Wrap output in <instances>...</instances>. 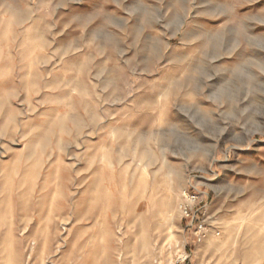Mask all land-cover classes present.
Listing matches in <instances>:
<instances>
[{
    "label": "rangeland",
    "instance_id": "rangeland-1",
    "mask_svg": "<svg viewBox=\"0 0 264 264\" xmlns=\"http://www.w3.org/2000/svg\"><path fill=\"white\" fill-rule=\"evenodd\" d=\"M0 264H264V0H0Z\"/></svg>",
    "mask_w": 264,
    "mask_h": 264
},
{
    "label": "built area",
    "instance_id": "built-area-1",
    "mask_svg": "<svg viewBox=\"0 0 264 264\" xmlns=\"http://www.w3.org/2000/svg\"><path fill=\"white\" fill-rule=\"evenodd\" d=\"M198 200V197H196L195 195H191V194H187L186 195V205H185V209H186V214H187V218H190L192 216V214L194 213V209L195 207H197L200 203H202L201 201L197 202V204H195L192 208H188V203L193 202L195 203ZM195 219V216L193 217V220ZM194 223V221H192V224Z\"/></svg>",
    "mask_w": 264,
    "mask_h": 264
},
{
    "label": "bare ground",
    "instance_id": "bare-ground-1",
    "mask_svg": "<svg viewBox=\"0 0 264 264\" xmlns=\"http://www.w3.org/2000/svg\"><path fill=\"white\" fill-rule=\"evenodd\" d=\"M180 26V25H179ZM237 228V227H236ZM234 233V232H233ZM235 239H236V237H235ZM235 243V242H234Z\"/></svg>",
    "mask_w": 264,
    "mask_h": 264
}]
</instances>
